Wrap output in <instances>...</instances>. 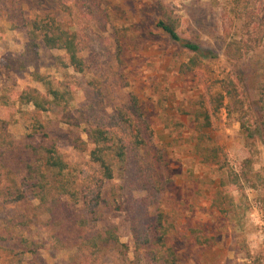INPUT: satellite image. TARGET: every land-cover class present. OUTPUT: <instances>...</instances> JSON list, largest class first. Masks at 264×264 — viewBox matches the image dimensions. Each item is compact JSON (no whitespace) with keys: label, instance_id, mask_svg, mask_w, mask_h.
Here are the masks:
<instances>
[{"label":"rangeland","instance_id":"rangeland-1","mask_svg":"<svg viewBox=\"0 0 264 264\" xmlns=\"http://www.w3.org/2000/svg\"><path fill=\"white\" fill-rule=\"evenodd\" d=\"M48 1L0 0V95L10 96L12 105L27 87L45 94L35 74L45 77L44 83L53 89L69 92L66 106L51 105L39 118L57 139L72 178L83 185L86 201L100 192L105 202L97 208L101 214L97 220H91L86 204H68L88 221L80 231L75 227L64 231L58 240V228L44 225L45 216L26 229L15 226L19 206L0 197V239L17 246L23 238L40 247L35 256L25 254L23 264H151L143 252L139 257L134 254L131 233L144 232L160 209L174 224L168 245L177 250L180 264H264L260 111L264 107V42L247 52L238 44L247 36L231 13V0H54L52 5ZM64 2L66 9L60 6ZM48 8L77 33L85 62L82 74L63 66L62 51L40 47L36 56L24 54L26 35L20 17ZM167 18L176 21L181 41L199 47L196 65L191 64L189 50L156 27ZM18 63H24L25 70H16ZM227 78L233 79L244 102L243 121L250 138L236 114L215 109ZM129 95L137 98L150 131L144 136L148 163L156 159L161 181H170L161 185L165 191L160 194L141 190L139 163L129 157L113 167L111 181L97 188V169L89 160L93 145L84 131L96 126L112 129ZM14 118L8 131L20 142L29 119L22 112ZM74 139L86 143L82 150L71 146L69 140ZM247 158L251 159L249 169L243 168ZM241 169L250 173L249 182L240 191L230 190L229 179H236ZM119 204L122 209L116 210ZM107 227L115 228L126 248L90 254L74 246L77 235L95 236Z\"/></svg>","mask_w":264,"mask_h":264},{"label":"trees","instance_id":"trees-1","mask_svg":"<svg viewBox=\"0 0 264 264\" xmlns=\"http://www.w3.org/2000/svg\"><path fill=\"white\" fill-rule=\"evenodd\" d=\"M57 1L60 2L55 0ZM47 3L52 5L54 0H49ZM60 6L66 9L65 2ZM230 6L233 16L241 22L243 35L247 36L246 40H241L238 44H243L246 52L251 51L252 46L264 42V0H231ZM19 20L26 35L24 54L36 56L40 47L46 51H62L66 61L62 63L63 66L71 68L78 74L85 71L77 33L58 19L56 10L48 8L42 12L35 11L32 17H20ZM156 27L164 32L171 42L180 43L189 50L192 53L191 64H197L200 49L195 44L181 41L176 21L170 18L160 20ZM25 68L24 63H18L16 70L23 71ZM44 78L35 74V80L45 87V94L35 88L27 87L16 95L12 105L9 104L10 96L0 95V197L19 206L14 218L15 226L26 229L45 216L46 221L43 224L58 228L55 234L60 240V234L64 231L74 227L80 231L88 221L68 208V204H86L91 220H97L101 217L97 208L99 204L105 202V199L101 198L100 192H97L92 199L86 201L83 185L72 178L69 166L58 150L57 139L46 131L45 125L40 120L39 115L47 112L51 105L66 106L70 99L68 91L53 89L44 83ZM222 82L223 93L218 95L219 100L215 109L224 108L227 114H236L243 133L250 138L251 131L243 121L246 112L244 102L238 96L233 79L227 78ZM224 100L227 101L225 104H223ZM25 106H30L32 110L21 111L20 107ZM263 108L260 107V111H263L261 116L264 122ZM20 112L28 115L29 122L26 135L20 142H15L8 128L14 123L15 114ZM114 121L116 125L114 124L112 129L96 126L84 131L88 142L93 145L89 152V160L97 169L96 181L99 182L97 188L100 190L105 181H111L113 167H119L127 162L129 157L139 163L137 176L143 179L144 186L141 190L150 191L152 194L164 192L161 185L170 181L169 179L161 181L159 168L154 165L156 159L153 163H148L147 142L144 136H149L150 131L134 95H129L126 107L118 109ZM261 138L264 143V124ZM69 143L77 150H82L86 144L80 139L69 140ZM140 166H144L146 170H141ZM250 166L251 159H245L243 168L249 169ZM245 169H241L240 173L235 175L236 179H229L233 182L229 187L230 190L240 191L242 184L249 182L250 173ZM149 184L151 187H146ZM250 184L252 189L256 188L254 183ZM115 208L121 210L122 205L119 204ZM173 228L174 224L170 221V216L158 209L153 223L144 232L131 233L134 254L139 257L143 252L151 264H180L177 250L168 245ZM12 233L14 230L10 231V234ZM76 240L79 241L75 242L74 246L78 251H89L90 254H101L108 249L126 248L125 244L120 243L114 227H107L103 233L95 236L77 235ZM38 248L40 247L37 244L23 238L19 239L17 246L7 245L4 239H0V264H23L24 255L29 253L35 256Z\"/></svg>","mask_w":264,"mask_h":264}]
</instances>
